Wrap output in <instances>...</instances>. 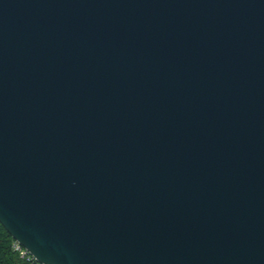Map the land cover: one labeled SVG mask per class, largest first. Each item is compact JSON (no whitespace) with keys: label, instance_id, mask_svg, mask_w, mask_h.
I'll list each match as a JSON object with an SVG mask.
<instances>
[{"label":"water","instance_id":"water-1","mask_svg":"<svg viewBox=\"0 0 264 264\" xmlns=\"http://www.w3.org/2000/svg\"><path fill=\"white\" fill-rule=\"evenodd\" d=\"M0 223L43 264H264V0H0Z\"/></svg>","mask_w":264,"mask_h":264},{"label":"trees","instance_id":"trees-1","mask_svg":"<svg viewBox=\"0 0 264 264\" xmlns=\"http://www.w3.org/2000/svg\"><path fill=\"white\" fill-rule=\"evenodd\" d=\"M12 238L0 223V264H28L11 247Z\"/></svg>","mask_w":264,"mask_h":264},{"label":"built area","instance_id":"built-area-1","mask_svg":"<svg viewBox=\"0 0 264 264\" xmlns=\"http://www.w3.org/2000/svg\"><path fill=\"white\" fill-rule=\"evenodd\" d=\"M11 247L13 251L18 254L19 258L23 259L28 264H43L38 262L36 258L16 240H12Z\"/></svg>","mask_w":264,"mask_h":264}]
</instances>
